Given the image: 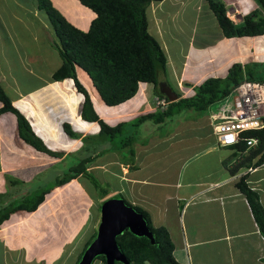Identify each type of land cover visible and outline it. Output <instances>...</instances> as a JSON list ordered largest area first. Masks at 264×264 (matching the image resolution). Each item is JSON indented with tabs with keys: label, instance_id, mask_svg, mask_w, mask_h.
I'll use <instances>...</instances> for the list:
<instances>
[{
	"label": "crops",
	"instance_id": "1",
	"mask_svg": "<svg viewBox=\"0 0 264 264\" xmlns=\"http://www.w3.org/2000/svg\"><path fill=\"white\" fill-rule=\"evenodd\" d=\"M54 1L55 3L51 0L54 7H58V11L66 17L70 9L67 6H65L64 9L62 8L60 2H64V0ZM171 1L172 2L169 3L172 7H176L174 14L167 10V12H165L166 15H164V9L162 10L161 7L167 0H163L161 2H152L150 4L151 20L149 16H147L148 32L158 41L167 60L166 75L159 78L161 83H166L173 90V87L168 84L169 81H167L166 77L174 78L177 74H180L184 85L188 84V90H191L192 87L199 85L208 77H225L228 68L233 63H241L242 65L250 63L251 65L254 64L257 66L258 63L262 62L259 61V58L264 56V34L253 38L227 39L222 34L213 13L210 11L207 0ZM179 1L190 6L195 13L194 25L189 30V32H193L191 36L194 35V32H199L200 35L204 37L210 32L213 34L212 39L209 37L208 41L205 39L203 42L197 44H195V37L193 41L194 45H191L193 40L192 36L189 40V47L192 49L191 53H193V57H188V54H186L185 59L181 62L172 57L169 59L166 53L167 47L165 48L161 41L165 40V33L160 26L167 18L171 21L176 18ZM221 1L226 6L229 19H234V23L237 24L242 22L244 16L258 9L254 0ZM205 3L207 4L206 10L204 6ZM31 7H33V3L28 8ZM7 9L6 12H13V8ZM15 9L17 11L19 9L22 10L20 6ZM30 12L33 18L36 19L40 18V12L43 11L38 10L35 1L34 10L28 13ZM261 12L263 11L261 10ZM74 14L75 17L71 19L74 20L78 18L80 22L85 21V19L91 16L87 13ZM26 16L28 17V15ZM93 17L94 15H92V18ZM200 18H202L203 23L201 25L200 23L196 24ZM37 22L40 23L39 25L45 26V23L42 21L38 20ZM39 25L37 24L36 26L39 27ZM32 27H35V25ZM30 33L31 32L28 30V34ZM188 59L191 63L187 61ZM77 74L79 75V72ZM83 74L84 73H82V75ZM84 76L86 79L84 78L83 85L88 89L95 105L96 101L91 92L94 91L95 97L96 95L98 96V94L92 87L87 75L84 74ZM66 80L71 81L69 79ZM46 84L48 83L45 81L41 87H48L49 85L47 86ZM39 88L40 87H37L35 90ZM153 89V85L147 84L143 86L141 91L133 99L121 104L126 106V109L123 110L124 116L126 117L122 120L128 122L135 119L139 116H137L139 113L138 111L143 110L141 112H144L146 106L148 107L147 112L154 111L151 107L152 103L148 104L147 101ZM138 98L143 99L142 108H137L136 106L135 101ZM10 100L13 102L12 99ZM72 104L75 111V119H73V121L77 123V125L83 123L88 126L86 130H84L85 132H80L73 127L74 123L68 121L73 132L79 135L80 133L87 134L91 130V126L98 127L99 129L97 123L83 121L78 114L79 105L77 106L75 103ZM97 106L99 107L98 104ZM102 106L104 108L100 106V109L96 110L100 118L104 120L103 116L110 114L113 110L119 108L120 105L117 107H106L102 104ZM22 114L29 121L35 135H38V130L37 128L35 129L37 126L33 123V117L30 115L27 117L25 113ZM112 122L114 121H109L108 123L115 124L117 121L115 123ZM166 122L167 120L161 125H164ZM186 122H191L189 124L196 125L199 129L191 140L189 137H186L187 125H179V127H182V130L179 132H171L164 137L155 138L151 136V134L153 130L159 129L161 125H155L150 122V125H148V122H146L143 123L141 127L146 125L148 129L145 132L149 133V135H140L137 133V141L133 144L134 155L132 162L122 161V157L120 156H117V159L114 157L116 154L113 153L103 159L98 158L94 164L106 160L107 162L105 161V163L112 166V171L115 176L112 179L117 183V186L112 184L111 190L117 192L114 195H125L126 200L129 199L132 205L141 206L147 211L154 226H162L167 230L174 246L173 256L178 263L264 264V238L256 226L246 199L234 186L238 178L247 173V183L252 189L259 192L260 201L264 207V171H262L264 170V163L255 168H242L237 174L231 175L228 167L240 162L243 156H245V152L241 155V153H235L233 149L228 148L229 150L226 153L221 154V147L217 145L207 120L206 122H193L192 120ZM79 127L84 128L85 126L81 125ZM206 127H208V129ZM98 131L95 130L90 136L96 135ZM0 134L2 143H10L9 154L12 157V152H14L13 148L19 150L16 143H24L17 135L16 119L14 115L10 113L0 115ZM81 137H83V135ZM46 140L47 143L53 141L50 137ZM76 140L82 143L80 139H70V141ZM184 141L187 143H184ZM156 148H159L158 153H156L159 156L158 168L146 174L144 169L147 166L144 164H149L150 162L148 163L146 161V163L143 164L145 156L147 157L149 154L148 149L151 151L153 149L156 150ZM18 156L20 158L22 154L19 153ZM6 157H9L8 153H0V166L6 161ZM226 163L228 166H226ZM122 172L126 174H122ZM12 174V172L0 171V199L9 192V189L5 188V186H8L6 177ZM77 189V187L73 188V196H78L76 193ZM54 191L50 194L51 196L48 198L46 197L45 201L34 212L30 214L25 213V217L36 213L37 216L34 217H38V222L44 221L41 226L45 228L46 236L42 235V230V232H38V229H41L39 227L34 231L43 237H48L49 233L50 236L55 233L54 228L56 226V221L53 219L54 211L51 209L54 206L55 197H52ZM88 191H90V189H88ZM70 193L68 196H70ZM91 193L92 191H90L89 194L91 195ZM13 198H16V196ZM6 203L7 201L5 204ZM46 206L47 208H45ZM18 213L24 212L12 214L9 219L0 226V242H5L2 243L3 247L9 245L10 252H13L12 244H15L17 242L16 240L20 237L16 236L15 228L17 222L21 220L18 218L21 216ZM34 217H32V219ZM76 225L77 223L74 221L68 229H64L69 233L72 230L75 231ZM79 225L80 223H78V227H80ZM8 226L10 227V233L7 232ZM59 228L60 226L58 225V230ZM26 229L28 230L29 228L26 227ZM32 233L33 231L26 236L31 237ZM7 239L8 242L6 241ZM60 253L61 247L54 253L55 255L51 257L52 262L58 258Z\"/></svg>",
	"mask_w": 264,
	"mask_h": 264
},
{
	"label": "trees",
	"instance_id": "2",
	"mask_svg": "<svg viewBox=\"0 0 264 264\" xmlns=\"http://www.w3.org/2000/svg\"><path fill=\"white\" fill-rule=\"evenodd\" d=\"M35 1L38 10L46 14L58 40V44L55 43L54 47L61 60V65L52 73L51 81L61 82L66 79L72 81L74 89L82 96L78 109L80 118L85 122L97 123L99 131L96 135L81 137L73 132L69 124L63 123L64 133L70 139H80L82 142L80 152H85V154L80 156L79 154L64 155L61 152H53L35 135L29 121L12 104L0 85V115L6 113L14 115L17 135L24 144L49 157L63 158L64 162L69 156H76L73 163L62 174L56 176L47 187H39L40 192L35 195L23 187L22 180L16 179L8 183L9 178L6 177L10 187L7 195L16 196V198L6 204L3 201V205H0V225L16 212L27 214L34 212L52 191L78 178L87 180L94 190L101 191L99 194L103 198L108 191L101 190L102 184L90 171L92 164L105 154L104 151L98 152V145L106 143H110L112 147L120 145V147H114L117 151L112 148L111 153L121 156L122 161H127L124 155H120L126 150L132 162L133 144L136 143L138 134L133 133L132 130L126 133L129 128H138L146 122L161 125L183 110L208 115L215 104L241 82L246 80L264 83L262 78L258 80L253 78L252 66L255 67V65L233 63L228 68L225 77L206 78L199 85L192 87L188 95L179 97L175 102H168L163 109L143 113L132 122L120 121L109 124L100 118L94 101L88 89L79 80L77 72L79 70L87 75L101 103L106 107H117L128 102L147 84L153 85L156 97L165 99L167 102V99L159 93L158 86L161 83L159 78L166 75L167 60L158 41L148 32L146 15L147 8L152 2L163 0H76L94 14L86 31L68 22L64 15L54 7L51 0ZM254 2L259 10L247 14L242 22L237 24L229 19L226 6L221 0H207L210 11L227 39L253 38L264 34V15L261 14V10L264 11V0H254ZM185 86L189 87L188 84ZM242 137L256 138L257 145L253 149H247L245 141H240L226 146L241 155L245 152L240 162L228 167L231 175L237 174L242 168H255L264 163V128L245 131ZM226 166H228L227 163ZM247 175L246 173L240 176L234 186L246 199L256 226L264 238V207L260 201L259 192L248 185ZM119 195L120 198H124L125 205L143 217L152 234V240H150L146 237H137L126 230L116 237V244L129 264H180L173 256L174 246L167 230L162 226H154L143 207L131 205L126 201L125 196ZM94 238L95 233L86 242L75 264L79 262ZM96 260L105 263L103 256H98L94 261ZM114 264L121 263L115 262Z\"/></svg>",
	"mask_w": 264,
	"mask_h": 264
},
{
	"label": "rangeland",
	"instance_id": "3",
	"mask_svg": "<svg viewBox=\"0 0 264 264\" xmlns=\"http://www.w3.org/2000/svg\"><path fill=\"white\" fill-rule=\"evenodd\" d=\"M52 2L55 3L54 0H52ZM169 2L172 1L167 0L165 4H162L161 9H164V13L168 10V12L174 14L176 7H172ZM32 3L33 7L28 8ZM34 3L35 0H0V85L4 87L7 96L13 100L12 103H15L13 105H15L20 112L25 113L27 117H29L28 115L33 117V123L37 126L35 129L37 128L38 130V135L36 136L45 142L44 144L49 150L53 152H61L64 155L79 154L80 156H83L85 152H80L82 143H80L79 140L70 141L61 127L62 123L69 124L68 121H70L74 123L73 127L76 130L85 132L84 130L88 127L86 124L79 122L80 124L77 125V123L73 121V119H75V111L72 103H75V105L78 106L82 101V96L75 91L71 81L64 80L59 83L51 81L52 73L61 65V60L54 47L55 43L58 44V40L54 35L45 13L40 12V18L36 19L33 18L31 12L28 13L29 11L34 10ZM60 4L63 9L65 6L70 9L71 13L68 11L69 14H67L70 18L66 15L65 18H67L72 25L82 31H86L89 28V24L94 18H92V15L94 14L90 10L81 6L76 0H64V2H60ZM178 4L179 7L176 12V18L172 21L167 18L160 26L165 33V40L161 41L165 48L167 47L166 53L169 59L172 57L181 62L185 59L186 54H188V57H193V53H191L192 49L189 47V40L192 36L193 40L191 45H194L193 41L195 37V44H197L203 42L205 39L208 41L209 37L212 39L213 34L210 32L207 34L208 36L205 35L204 37L201 36L199 32H194V35L191 36L193 32H189V30L194 25L195 13L187 4L181 1H179ZM17 5L20 6L22 10L19 9L17 11L15 9L18 7ZM204 6L206 10L207 4L205 3ZM7 8H13V12H6V10H8ZM74 13H87L91 16L85 19V21L80 22L78 18L74 20L71 19L75 17ZM261 13L264 15V11ZM26 15H28L29 18ZM146 15L149 16L151 20V6L148 8ZM164 15H166V13ZM36 20L42 21L45 23V26L39 25L40 23ZM197 23H200L201 25L203 23L202 18H200L196 24ZM37 24L39 27L36 26ZM34 25L35 27H32ZM28 30L31 32L30 34H28ZM187 61H189V59ZM259 61L262 62L258 63L255 67L252 66V74L255 80L262 78L264 82V56H261ZM78 72L79 80L84 83V74L82 75L79 70ZM166 79L169 81L168 84L173 87L174 92L179 97H185L189 94L190 91H188V87L182 82L180 74H177L174 78L166 77ZM45 81L48 83L46 85L49 86L41 87ZM37 87L40 88L35 90ZM91 94L95 98L96 109H100V106L103 107L98 96L96 95L95 97L94 91H92ZM150 95L149 98L147 97L148 104L154 103V98L156 97L153 91ZM135 102L137 108L143 107V99L138 98ZM156 108L158 109V107ZM156 108L154 110H157ZM124 109H126V106L120 105L119 108H116L110 114L103 116V118L108 122L114 121L112 123H115L116 121H124L122 120L126 117L124 116ZM147 110L148 107L146 106V110L144 112H141L143 110H139L137 116L141 113L147 112ZM206 116V113L202 114L183 110L174 115L171 120H167L164 125L159 126V129L153 130L151 136L157 138L164 137L171 132H179L182 130V127H179V125L183 124L187 125L186 137H189L191 140L199 129L196 125H191L189 124L191 122L187 123L186 121L192 120L193 122H206ZM134 120L135 119L129 122ZM147 124L150 125L149 122ZM81 125L85 127H79ZM91 127V130L87 134L80 133V135H91L95 130H99L98 127ZM136 128L137 127L129 128V131L126 133H129L132 130L134 131L133 133L137 132L140 135H149V133L145 132L148 129L146 125L138 127L137 130ZM206 128L208 129V127ZM46 137H50L53 141L47 143ZM184 143L187 142L184 141ZM9 145L10 143H2V140L0 139V153H8L9 155V157H6V161L4 159L5 162L1 164L0 171L2 170L3 172L8 173L12 172V175H7L9 178L8 183L16 179L20 181L22 180L23 187L27 188L28 191H31L32 195L40 192L39 187H47L56 176L62 174V172L73 163V159L76 157L69 156L64 162L63 158L56 159L49 157L37 152L24 143H16L19 150L13 148L14 152H12L11 157L9 154L11 145ZM110 145V143L98 145V152L101 153V151H104L105 153L99 159H103L104 157L113 154V152L111 153L112 148L114 151H117L114 147H120V145H113V147ZM220 149L222 150L221 154H224L229 150L227 147H221ZM158 151L159 148L151 151L148 149L149 154L147 157L145 156L143 162V164L146 163V161L148 163L150 162L149 164H144L147 166L144 169L146 174L153 171L155 168H158L159 156L156 154ZM19 153L22 154L20 158L18 156ZM120 155H124L127 161L132 159L130 154L125 150L122 151V154L120 153ZM14 157L17 158L15 159ZM114 157L117 158V156ZM105 161H99L90 167L91 173L97 178L99 183L102 184L101 190L104 189L108 191L103 198L100 197L99 194L101 191L94 190L87 180L80 178L72 181L66 187L55 190L52 196L55 197L54 206L51 208L54 211L53 219L56 221V226L54 228L55 233L51 235L53 237L50 236V233L48 237H43L46 236L45 228L41 226L44 221L38 222V217H34L37 216L36 213L26 217L25 213H18L21 215L18 218L22 221L19 220L15 228L16 236L20 237L16 240L17 242L15 244H12L13 252H10L9 245L3 247L2 243L5 242H0V264H75L86 242L92 235H94V233L96 235L98 232L103 202L110 197L112 198L113 195L117 193L116 191L111 190L113 186L112 184L117 186L115 180L112 179L115 177L114 172L112 171V166L105 163ZM122 174L126 173L122 172ZM75 187L78 188L76 191L78 194L77 197L73 196L74 192H72ZM5 188L9 189L10 187L8 185L5 186ZM87 188L90 189L93 194L91 193L90 195V191H88ZM69 193L70 196H68ZM49 196H47V198ZM3 201L12 202L13 197L10 195L3 196L2 201L0 199V205H3ZM126 201L131 204L129 199ZM45 208H47V206ZM32 217L34 218L32 219ZM74 221L77 223L75 231L72 230L67 233L64 228L68 229ZM78 223H80V227H78ZM57 224L60 226L59 230ZM26 227L29 229L27 230ZM38 227L41 228L38 229V232L43 231V236L34 232ZM32 231L33 233L31 237H27L26 235ZM7 232L10 233L9 226L7 227ZM6 241L8 242V239ZM60 247L61 253L58 258L52 262L51 257L55 255L54 253L58 251ZM93 264L105 263L101 260H96Z\"/></svg>",
	"mask_w": 264,
	"mask_h": 264
},
{
	"label": "built area",
	"instance_id": "4",
	"mask_svg": "<svg viewBox=\"0 0 264 264\" xmlns=\"http://www.w3.org/2000/svg\"><path fill=\"white\" fill-rule=\"evenodd\" d=\"M168 102L155 97L152 109H163ZM207 121L218 146L245 141L247 149L255 148L257 139L243 138L242 133L264 128V83L241 82L208 112Z\"/></svg>",
	"mask_w": 264,
	"mask_h": 264
},
{
	"label": "water",
	"instance_id": "5",
	"mask_svg": "<svg viewBox=\"0 0 264 264\" xmlns=\"http://www.w3.org/2000/svg\"><path fill=\"white\" fill-rule=\"evenodd\" d=\"M158 86L159 93L170 103L179 99V96L166 83H159ZM126 230L137 237H146L152 240V234L143 217L125 205L122 198L115 196L104 201L98 232L77 264H93L98 256L104 257L105 264H114L115 262L129 264L116 244V237Z\"/></svg>",
	"mask_w": 264,
	"mask_h": 264
},
{
	"label": "clouds",
	"instance_id": "6",
	"mask_svg": "<svg viewBox=\"0 0 264 264\" xmlns=\"http://www.w3.org/2000/svg\"><path fill=\"white\" fill-rule=\"evenodd\" d=\"M233 21V20H232ZM234 22V21H233ZM141 91V90H140ZM156 96V95H155ZM168 101V100H167ZM115 196H118V195H113V197H115ZM119 197V196H118ZM111 198V197H110ZM110 198H108V199H110ZM106 201V200H105ZM1 226V225H0ZM96 236V235H95ZM147 264V263H146Z\"/></svg>",
	"mask_w": 264,
	"mask_h": 264
}]
</instances>
